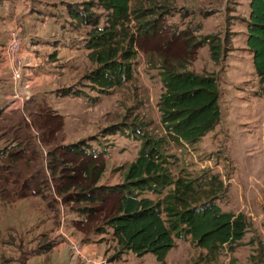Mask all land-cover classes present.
Wrapping results in <instances>:
<instances>
[{
    "label": "rangeland",
    "instance_id": "374dc122",
    "mask_svg": "<svg viewBox=\"0 0 264 264\" xmlns=\"http://www.w3.org/2000/svg\"><path fill=\"white\" fill-rule=\"evenodd\" d=\"M9 1L0 2V12L14 8L16 0ZM90 2L94 0L76 4L77 9L82 11ZM249 2L136 0L143 10L163 4L169 10L149 33L139 31L134 17L129 24L128 30L137 37V55L131 61L133 78L130 82L104 91L91 83L87 76L97 65L89 59L88 50L77 55L75 67L65 71V76L59 80L61 88H72L83 97L57 100L52 95L37 96L40 102L46 99L47 107H42V118L53 117L54 121H50V125L44 122L36 124L39 132L31 124L41 140L40 158L34 161L36 165L33 166L32 161L24 159L15 150L1 149L4 144L10 148L13 144L8 143L11 136L7 141L0 142V264H159L153 254L138 257L130 253L115 259L118 246L112 234L98 232V229L105 228L102 227L104 220L116 214L120 198L117 193L109 195L104 191L124 182L128 166L143 145L141 139L147 135L165 140L166 152L172 156L169 161L175 177H196L207 170L220 175L227 193L218 204L225 212L246 214L250 224L245 239L234 247V251L224 250L213 260L206 250L194 246L189 238L177 239L176 247L167 256V264H264V82L255 71L253 54L247 46ZM70 5H65V14L71 17L68 28L77 29L79 33L83 29L84 34H79V38L73 41L85 47L92 27L83 24L78 27L79 21L73 18L76 12ZM91 12L100 20L102 28L106 24L107 12L100 8ZM146 19L153 20L154 17L146 15ZM7 21V25H0L2 44L6 43L4 34L8 35L9 41L10 32L19 23L18 20L12 24L14 21L8 17ZM42 23L48 28H43ZM64 26V20L57 26L50 18L43 21L41 14L35 12L25 18L23 34L48 36L52 48H57L62 43H73L70 34L63 32ZM205 38H209L206 44H200ZM218 41L224 52L220 63L214 61L210 50V43ZM5 46L1 52L2 66L5 65L3 71L10 75L3 52ZM162 56L167 64L178 69L183 67L187 71L213 75L218 79L222 113L220 124L195 146L170 141L161 123L158 104L164 92ZM11 82H7V88H2L0 82L1 101L7 93L11 94L10 101H13L15 84L12 79ZM26 88L23 73L21 91H15L21 93L25 102ZM20 110L28 115L26 106ZM27 120L23 118L25 125L30 121ZM16 122L20 121L0 118V130ZM76 143L85 146L78 156L63 154V145ZM48 152H52L57 161L49 169L47 165L52 157L48 156ZM58 161L62 163L59 166ZM96 165L98 170L101 169V175L98 182L91 185L95 193L88 189L91 192L90 201H79L75 194L90 183L86 169ZM55 166L57 169L52 170ZM39 170L44 171L42 178L45 173L48 178L45 182L43 180L45 185L41 188V195L18 198L21 194L17 192L27 189L26 185L23 187L25 180ZM50 175L56 177L51 178ZM69 178H74L75 185L80 187H68ZM69 188L71 190L68 191ZM146 196L156 198L151 194ZM84 208H95L96 212L89 217L81 211ZM62 234H78L81 237L70 246ZM82 239L86 240L85 243L103 246L105 250L102 249L101 255L105 257L93 260L83 249L81 256L75 253L72 245L81 246L79 242ZM62 240L64 243L57 245Z\"/></svg>",
    "mask_w": 264,
    "mask_h": 264
},
{
    "label": "trees",
    "instance_id": "16d2710c",
    "mask_svg": "<svg viewBox=\"0 0 264 264\" xmlns=\"http://www.w3.org/2000/svg\"><path fill=\"white\" fill-rule=\"evenodd\" d=\"M87 5L82 11L77 9V5L71 6L76 12L73 18L79 21L78 27L82 24L85 27H92L85 48L90 51L89 59L97 68L87 76V79L101 87L102 91L121 87L132 80L131 61L137 55L136 34L128 30L133 17L135 22L137 21L139 31L149 33L158 26V19L165 16V13L168 14L169 9L163 4L143 10L138 7L136 0H94ZM94 8L107 12L106 24L102 28L99 26L100 20L91 12ZM146 15L154 19L147 20ZM246 23L247 46L253 54L255 71L263 83L264 0H250ZM208 39L205 38L200 44H206ZM187 42L191 45V40L188 39ZM194 47L195 45L192 48ZM210 50L214 61L220 63L224 54L221 42H211ZM161 79L164 92L158 107L168 139L191 147L199 144L221 121L217 77L199 75L183 67L178 69L167 64L164 59ZM59 93L63 97H83V94L72 88H63ZM25 106L28 115L22 114L21 110H17V114L23 116L5 115L9 121L18 119L20 122L2 129L3 136H11L10 142L12 139L15 142L10 148L7 145L4 150L17 151L24 159L32 161L34 166L36 165L34 161L40 158L41 153L39 143L41 140L36 124L44 122L50 125L54 118H42L41 110L45 106L44 103H37L32 99L26 102ZM23 118L30 121L25 125ZM31 124L37 127L34 128L38 132ZM141 140L143 145L136 159L128 166L124 182L104 191L109 195L117 193L120 196L116 214L104 220L102 227L105 228L98 229L99 233H111L115 239L118 246L115 259L130 253L138 257L153 254L159 264H167V256L176 247V240L188 238L194 246L206 250L212 260L217 259L224 250L234 251V247L245 239L250 224L246 214L225 212L218 204L227 193L221 176L207 170L196 177L189 175L175 177L169 161L172 156L166 152L165 140L151 138L149 135L143 136ZM82 143L63 145L65 151L63 154L74 153L78 156L77 154L85 149ZM48 156L52 157V161L47 165L49 169L57 161L52 152H48ZM59 164L62 163L58 161L57 166ZM55 167L52 170L57 169ZM99 170L97 165L86 169L90 183L84 185L85 189H81L80 193H74L79 201H90L89 193H95L91 185L98 182L101 175ZM43 172L39 170L37 174L36 172L33 174L34 176H28L27 182L25 180L23 184L27 189L19 190L17 194L21 195L18 198L41 195V188L48 180L47 173L42 178ZM49 177L54 178L56 175ZM74 181V178H69L68 187L70 185L80 187L75 185ZM88 189L93 191L88 192ZM147 194L155 195L156 198L147 197ZM95 210L84 208L81 211L90 217L94 215Z\"/></svg>",
    "mask_w": 264,
    "mask_h": 264
},
{
    "label": "crops",
    "instance_id": "0c3cea01",
    "mask_svg": "<svg viewBox=\"0 0 264 264\" xmlns=\"http://www.w3.org/2000/svg\"><path fill=\"white\" fill-rule=\"evenodd\" d=\"M11 1L12 0H10L9 2ZM85 1L88 0H19V1L16 0V3L12 10L9 9L6 10L4 9V7H3L4 10H1L0 25L5 23L6 25L8 24L7 17L14 21L12 24H15L18 20L24 22L27 16H30L35 12H37L38 14H41V19H43V21L46 20L47 18H50V20L53 21L57 26L58 25L60 26L61 20H64L66 22V26H64L63 32L65 34H70V39L73 41L79 38V34H84V31L82 29V31L79 33L77 32V29L68 28L71 17L65 14V5L72 4L70 6H73L76 4H82ZM23 3H25L24 4L25 8L23 7ZM47 28L48 27H46L45 29ZM55 32L56 31H53V33ZM4 36L6 37V43H7L8 35L4 34ZM24 37L25 38H24L22 56L25 59V63H26V68L24 70V83L25 86H27V88L25 89L26 93L24 92V94L27 95L26 102L34 99V102L36 101L37 103L46 104L45 101L46 99L42 100L41 102L39 98L38 100L36 99L37 96H41V95L44 96L52 95V98H55L57 100H63V99L67 100L65 99L66 97L61 96L59 93V91L63 89L61 88L62 83H60L59 80L61 77L65 76L66 74L65 71L73 69L75 67L77 63L76 61L77 55L79 53L88 50L85 47H82L79 42H75V41L69 44L62 43L60 44L61 45L60 47L58 45L57 48H52L51 45L52 43L49 42L48 36L45 37L43 34H40V36H36V37L27 36L26 34H24ZM6 43L4 44L0 43V82H2L1 83L2 88H7L8 81L12 83L9 73L3 71L6 67L5 65L2 66V64H4L3 63L4 61L1 60L2 59L1 52ZM66 56L69 57L65 59ZM13 89L14 92L12 93V95L16 92L14 86ZM10 95H11L10 93H7L5 98L2 99L3 101L0 100V116H1L0 118L5 117V115L11 116L13 114H17L18 113L17 110H20V109H15L12 106V100L10 101ZM26 102L24 101L22 103V108L25 106ZM22 114L25 113L22 112ZM31 127L33 126L31 125ZM3 135L4 132L0 130L1 143L9 139L8 136H3ZM10 140L8 143H15L13 139L12 142H10ZM39 143H41V141ZM4 145L5 146L1 148L2 150H4L8 144H4ZM62 235L65 236L64 234ZM65 237H66L65 242L68 241L71 246V244L76 243L81 236H79L78 234L76 235L71 234L69 236L66 235ZM81 241H84V243H82ZM85 241L86 240L82 239L80 240L79 244L81 245L83 252L88 257L93 258V260H97V259L101 260L105 257V255H101L102 249L105 250L103 246H100L96 243L88 244L85 243ZM62 243H64V240H62L57 245H61Z\"/></svg>",
    "mask_w": 264,
    "mask_h": 264
},
{
    "label": "built area",
    "instance_id": "2783aa9c",
    "mask_svg": "<svg viewBox=\"0 0 264 264\" xmlns=\"http://www.w3.org/2000/svg\"><path fill=\"white\" fill-rule=\"evenodd\" d=\"M25 3H23V7ZM42 27L45 28L46 24L42 23ZM24 22L19 20L18 25L13 28V31L10 32L8 44L5 46L4 57L5 63L7 64L8 71L10 72L11 79L15 84V89L20 90V84L23 80V73L26 67L25 60L22 56L23 54V44H24ZM20 92H15L13 96L12 106L15 109H21L22 103L24 102V98L20 96ZM73 250L75 253L81 256L82 248L81 246H77V244H73ZM92 264H96L93 262ZM102 264V263H100Z\"/></svg>",
    "mask_w": 264,
    "mask_h": 264
}]
</instances>
